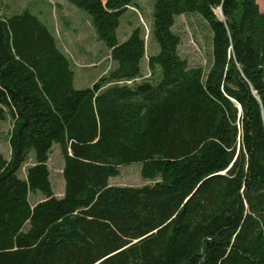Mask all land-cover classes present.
<instances>
[{
  "label": "trees",
  "instance_id": "16d2710c",
  "mask_svg": "<svg viewBox=\"0 0 264 264\" xmlns=\"http://www.w3.org/2000/svg\"><path fill=\"white\" fill-rule=\"evenodd\" d=\"M66 1L90 16L114 66L75 88L44 20L28 7L0 15V126L10 121L9 156L0 150V264H264L257 0H154L159 50L147 56L146 78L141 28L117 38L136 0ZM182 14L208 25L207 71L179 54L173 25ZM54 144L62 197L47 165ZM134 163L152 183L109 184ZM36 192L42 200L32 205Z\"/></svg>",
  "mask_w": 264,
  "mask_h": 264
},
{
  "label": "rangeland",
  "instance_id": "374dc122",
  "mask_svg": "<svg viewBox=\"0 0 264 264\" xmlns=\"http://www.w3.org/2000/svg\"><path fill=\"white\" fill-rule=\"evenodd\" d=\"M257 2L260 10L264 11V0H257ZM60 3L61 5L59 0H0V15L13 14L28 7L32 12L41 16L71 61L74 87H89L99 77L105 75L114 66V63L109 57L106 45L97 38L90 16L66 0H60ZM153 3L154 0H136V7H129L121 15L117 29V38L121 41L125 39L126 32L132 26L141 28L146 43L144 65L147 56L159 50L151 34ZM217 14L219 15L218 10ZM45 20H51L52 25ZM173 31L180 37L178 46L180 56L186 59L189 65H198L207 71L212 59L211 34L203 18L197 14L179 15L175 18ZM1 123L0 150L2 155L7 157L9 156L7 134L10 121L6 117V120ZM62 165L63 159L59 146L54 144L49 156L48 167L52 191L56 197L63 196L60 194V191L64 189V180L61 174ZM18 175L24 178L25 172L19 171ZM148 183L150 184L152 181L141 177L140 165L136 163L120 167L119 174L109 179V184L124 186H141ZM36 193L29 196L32 205L42 196L40 192Z\"/></svg>",
  "mask_w": 264,
  "mask_h": 264
},
{
  "label": "crops",
  "instance_id": "0c3cea01",
  "mask_svg": "<svg viewBox=\"0 0 264 264\" xmlns=\"http://www.w3.org/2000/svg\"><path fill=\"white\" fill-rule=\"evenodd\" d=\"M59 4L61 5V3H60V0H59ZM36 14V13H35ZM38 15V14H37ZM39 16V15H38ZM40 18H41V16H39ZM47 23H48V21H49V24L50 25H52V21L51 20H45ZM50 29V28H49ZM52 31V30H51ZM53 33V32H52ZM129 33V31H127L126 32V34H128ZM54 34V33H53ZM125 34V35H126ZM55 36V35H54ZM120 41V40H119ZM122 41V40H121ZM145 47H146V43H145ZM145 54H146V50H145ZM144 60H145V56H144V58H143V60H142V63H141V72H142V77L143 78H146V77H149L150 76V72H149V70H148V67H147V63L144 65ZM146 61H147V58H146ZM137 81H139V80H137ZM49 160V159H48ZM27 165H29V164H24V166L22 167V171H24V169H25V167L27 166ZM47 165H48V162H47ZM48 169H49V167H48ZM63 192H64V189L63 190H61L60 191V194L62 195L63 194ZM53 194L56 196V194L54 193V191H53ZM59 197H61V196H59ZM40 200H42V198H39L38 200H35L34 201V203L33 204H35L37 201H40Z\"/></svg>",
  "mask_w": 264,
  "mask_h": 264
},
{
  "label": "water",
  "instance_id": "95a60500",
  "mask_svg": "<svg viewBox=\"0 0 264 264\" xmlns=\"http://www.w3.org/2000/svg\"><path fill=\"white\" fill-rule=\"evenodd\" d=\"M219 14H221V11H220V9H219Z\"/></svg>",
  "mask_w": 264,
  "mask_h": 264
}]
</instances>
